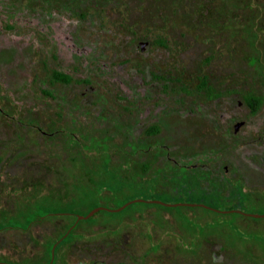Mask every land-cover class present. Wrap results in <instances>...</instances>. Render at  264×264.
<instances>
[{
	"label": "rangeland",
	"instance_id": "374dc122",
	"mask_svg": "<svg viewBox=\"0 0 264 264\" xmlns=\"http://www.w3.org/2000/svg\"><path fill=\"white\" fill-rule=\"evenodd\" d=\"M72 222L62 264H264V0H0V260Z\"/></svg>",
	"mask_w": 264,
	"mask_h": 264
},
{
	"label": "trees",
	"instance_id": "16d2710c",
	"mask_svg": "<svg viewBox=\"0 0 264 264\" xmlns=\"http://www.w3.org/2000/svg\"><path fill=\"white\" fill-rule=\"evenodd\" d=\"M63 81H68V78L63 77ZM246 101L248 102V104L250 105L252 111L254 112V111L257 109L258 105L260 104V102H261V98H260V97H257V96H253V95H248V96H246ZM93 196H94V194H93V192H91V193L85 195L84 198L89 199V198L92 197V198L90 199V201H88V203L90 202V203H94V204H95V203H97V202L94 200ZM125 202H127V200H125V199H124V200H121V201H120V206H121L122 204H124ZM94 204L91 205V206L88 207V208H89V209L92 208V207L94 206ZM151 204H153V203H151ZM83 208H84V210H85V207L76 208V207H70V206H69V207H65V208H57V207H38V209H37V213H36V214H31V215H29V216L25 219V223H24L23 225L20 224V223H18V222H16V221H12V223L17 224L20 228H21V227H26V226H28L30 223H32L34 220L39 219L40 217H46V216H49V215H48V212H49V211H55V212H58V213H65L66 215H72V214H73L72 212L83 210ZM89 209H88L87 211H89ZM74 220H75V219L73 218V222H74ZM73 222L68 226V229L71 230V233L75 230L74 227L70 228L71 225L73 224ZM9 224H10V223L0 224V229L5 228V227H9V226H10ZM17 225H16V226H17ZM16 226H15V225H11L10 227L19 228V227H16ZM63 234H64V233H63ZM63 234H62V235H63ZM72 234H73V233H72ZM71 238H72L71 234H70V233H67L66 236L63 238V241H67V242H68Z\"/></svg>",
	"mask_w": 264,
	"mask_h": 264
},
{
	"label": "flooded vegetation",
	"instance_id": "af4514ba",
	"mask_svg": "<svg viewBox=\"0 0 264 264\" xmlns=\"http://www.w3.org/2000/svg\"><path fill=\"white\" fill-rule=\"evenodd\" d=\"M148 113H149V110H146V114H148ZM237 123H240V125L243 124L242 121L237 122ZM58 214H65V213H58ZM40 218H42V217H40ZM11 228H13V227H11ZM68 233H70L71 236H72L71 230H69ZM63 235H61L58 239H56L53 243H51L52 246L55 244V246L53 248V256L51 257V254H50V256H49L50 259L45 264H59V263L62 264V261H64V257H65V245L67 244V241H63V238H64ZM0 264H20V263L13 262V261H8V260H0Z\"/></svg>",
	"mask_w": 264,
	"mask_h": 264
},
{
	"label": "water",
	"instance_id": "95a60500",
	"mask_svg": "<svg viewBox=\"0 0 264 264\" xmlns=\"http://www.w3.org/2000/svg\"><path fill=\"white\" fill-rule=\"evenodd\" d=\"M238 126H240V123H236L235 125H234V127H233V129L235 130V129H237V127ZM133 202H135V203H137V202H149V203H154V204H163L164 205V203H162V202H160V201H157V200H148V201H145V200H142V199H134V200H130V201H127V202H125L123 205H121L120 207H118V208H114V209H109V208H104V207H97V208H95V209H93L90 213H88L86 216H83V217H79V219H87V218H89L94 212H96V211H99V210H105V211H108V212H116V211H120V210H122L124 207H126L127 205H129L130 203H133ZM175 206L176 205H188V204H180V203H177V204H174ZM203 208H207V207H204V206H202ZM208 209V208H207ZM210 210H213V209H210ZM235 212H237V211H235ZM239 213H241V212H239ZM242 215H246V216H251V217H254V218H256V217H259V215H250V214H244V213H241ZM70 230V229H69ZM69 230L63 235V237H65L66 236V234L69 232ZM62 237V238H63ZM61 238V239H62ZM54 246H55V244L53 245V248H54ZM53 248H52V251H53ZM53 256V254H51V257Z\"/></svg>",
	"mask_w": 264,
	"mask_h": 264
}]
</instances>
